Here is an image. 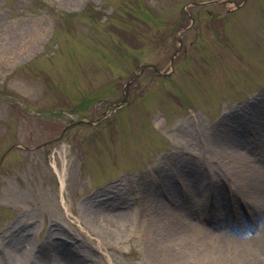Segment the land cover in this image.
Segmentation results:
<instances>
[{
    "label": "rangeland",
    "instance_id": "obj_1",
    "mask_svg": "<svg viewBox=\"0 0 264 264\" xmlns=\"http://www.w3.org/2000/svg\"><path fill=\"white\" fill-rule=\"evenodd\" d=\"M259 190L264 0H0V264H264Z\"/></svg>",
    "mask_w": 264,
    "mask_h": 264
},
{
    "label": "bare ground",
    "instance_id": "obj_2",
    "mask_svg": "<svg viewBox=\"0 0 264 264\" xmlns=\"http://www.w3.org/2000/svg\"><path fill=\"white\" fill-rule=\"evenodd\" d=\"M54 168L56 170L55 166H54ZM59 173H60V180H61V183L63 185L64 174H63L62 171L59 172ZM263 192H264V190H261V191L259 190L257 192L253 191V196L256 195L255 199L258 200V201H261L262 203L264 202V197L260 196V194L263 193ZM157 239H159V235H157ZM159 241H162V240L159 239ZM185 242H186V244H184V245L188 247L187 249H188L189 252H187L188 256L186 258H184L185 260L182 258L183 260H182L181 264H189V262H187L188 261L187 259L189 257H192V256L194 257L195 256L194 254L196 253L195 243L193 241L191 242L190 239H188V238H186V240H183V239L177 240V241L174 242L175 243L174 245H176V243H185ZM210 248L214 249V247L212 245H210ZM223 249L224 250H223L221 256L219 257L220 258L219 262H221L222 264H244L242 261H239V258H237V256H235V254H232V253L230 254V256H231V258H230L231 262H230L228 257H227V250L228 249L232 250V249L227 248L226 246H224ZM215 250H218V249L215 247ZM32 251H33L32 247H27V248H25V250L19 256L18 255L15 256L14 259H17L19 262H21L23 264H27V263L32 264L33 260L35 258H37V256L35 254L32 256ZM36 260H38V259H36ZM45 262H50V261L47 260ZM41 264H45V263L41 262ZM192 264H194V262ZM199 264H202V263L200 262ZM215 264H218V263L215 262Z\"/></svg>",
    "mask_w": 264,
    "mask_h": 264
},
{
    "label": "water",
    "instance_id": "obj_3",
    "mask_svg": "<svg viewBox=\"0 0 264 264\" xmlns=\"http://www.w3.org/2000/svg\"><path fill=\"white\" fill-rule=\"evenodd\" d=\"M152 67H153L154 70H156L154 66H152ZM129 83H130V81H128V82L126 83V85L124 86L125 93H124L123 101H124L125 98H126V95H127V87H128V85H129Z\"/></svg>",
    "mask_w": 264,
    "mask_h": 264
},
{
    "label": "trees",
    "instance_id": "obj_4",
    "mask_svg": "<svg viewBox=\"0 0 264 264\" xmlns=\"http://www.w3.org/2000/svg\"><path fill=\"white\" fill-rule=\"evenodd\" d=\"M122 36V35H121Z\"/></svg>",
    "mask_w": 264,
    "mask_h": 264
}]
</instances>
